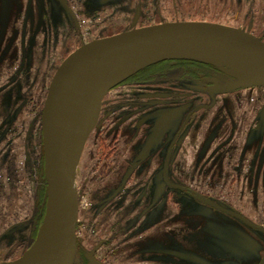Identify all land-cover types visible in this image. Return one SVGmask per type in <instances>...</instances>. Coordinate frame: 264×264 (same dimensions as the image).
<instances>
[{
  "label": "rangeland",
  "instance_id": "1",
  "mask_svg": "<svg viewBox=\"0 0 264 264\" xmlns=\"http://www.w3.org/2000/svg\"><path fill=\"white\" fill-rule=\"evenodd\" d=\"M79 1L83 3L81 14L97 11L100 21L91 30V36L89 29L83 28L78 39L72 28L74 13L60 0H1L0 28L7 39L5 43L0 39V59L6 55L7 68L0 75V261L18 258L34 241L42 224L46 191L41 131L43 103L56 68L85 39L111 36L152 24L193 20L239 27L264 40V0ZM132 15L134 21L131 22ZM21 24L22 44L18 49L17 44L14 46L15 30L19 31ZM23 32L28 36L24 37ZM2 44L6 45L5 52ZM15 57L19 61L17 70ZM169 61L172 62L162 65V89L175 95L163 97L162 108L157 111L172 107L176 101L188 102L189 106L202 100L206 102L199 89L192 87L197 82L203 90V80L192 78L187 71L194 66L184 63L198 61ZM176 61L184 62L173 63ZM152 65L148 67H156ZM148 67L134 71L122 82ZM222 72L226 75H216L207 88L216 96L230 91L227 94L232 99L220 96L217 108L226 103L234 109L237 112L236 133L242 132L241 126L246 125L247 132L249 129L248 133L254 138L255 120L250 112L259 98L263 113L259 112L258 116H261L264 132V87L229 89L233 76L230 72ZM144 86V83L139 85L137 91H145ZM143 102L140 101L141 107L147 105ZM197 118L202 123L190 125L180 151L177 150L182 153L181 171L173 169L177 164L176 156L172 164L170 158L167 161L168 167L170 164L172 167L166 172L168 180L197 185L207 195L225 199V202L216 203L217 206L241 213L264 227L263 182L261 185L259 181L249 180V184L257 188L251 190L240 188L238 180L232 184L228 182L225 187L220 182L210 183L212 179L203 176L210 175L208 150L213 133L217 126L228 128L231 115L228 121H223L217 111L210 115L208 112L197 114ZM181 119L178 116L164 126L155 121L153 127L156 129L145 131H149L151 139L148 144L141 132L134 131V149L143 153L159 149L150 165L143 163L133 171V175L142 173L149 178L144 188L138 184L132 186L133 177L126 169L120 176L121 183H113V179L119 177L114 169L116 161L114 157L107 158L98 147L95 125L76 168L79 218L73 264H257L264 255V234L212 205L197 201L188 192L164 183L160 165L166 136H171L170 128L178 126ZM222 137L218 140L220 145H223ZM127 149L123 139L118 150L127 154ZM103 163L107 165L106 170ZM198 171H202L199 184L190 178ZM224 178L227 180V176ZM39 213H42L41 220L32 234L34 218ZM244 233L249 238L242 236ZM100 240L103 246L91 256L89 250Z\"/></svg>",
  "mask_w": 264,
  "mask_h": 264
},
{
  "label": "water",
  "instance_id": "2",
  "mask_svg": "<svg viewBox=\"0 0 264 264\" xmlns=\"http://www.w3.org/2000/svg\"><path fill=\"white\" fill-rule=\"evenodd\" d=\"M109 47L114 52L88 89L78 100L65 98L63 91L74 67ZM209 57L239 68L224 70L233 76L229 89L264 86V41L239 27L215 22L187 20L131 28L92 39L65 57L50 80L41 114L46 181L42 225L34 241L18 258L0 264H72L78 213L76 166L97 122L103 96L131 73L148 65L176 59L212 64L204 60ZM166 116L167 113L163 118ZM43 227L46 233L41 237ZM258 264H264V256Z\"/></svg>",
  "mask_w": 264,
  "mask_h": 264
},
{
  "label": "flooded vegetation",
  "instance_id": "3",
  "mask_svg": "<svg viewBox=\"0 0 264 264\" xmlns=\"http://www.w3.org/2000/svg\"><path fill=\"white\" fill-rule=\"evenodd\" d=\"M60 1L63 3L65 7L69 8L74 13V23L72 24V28H74L75 34H77L76 37L78 38V35L81 37V30L83 28L89 29L91 36V30L94 29V25L96 23L99 24L100 21L99 20L100 15L96 13L97 11H93L90 14H81L83 10L82 9L83 3L80 2L79 0H60ZM0 5H1V0H0ZM130 19L131 22L134 21L133 15L132 17H130ZM129 20H127V22ZM20 26L21 27L19 31L15 30L16 36H15L14 46H16L17 44L18 49L21 48V44H22V40H21L22 24ZM1 29L2 28H0V31ZM71 30H68V32ZM1 32L2 33L0 35V39L2 40V42L5 43V40L7 38L3 34V31ZM23 36L24 37L28 36V33L23 32ZM89 40L91 39L88 40L85 39V41H89ZM2 46L5 52L6 45L2 44ZM0 61H1L0 62V75H1L5 73L7 68L6 55L5 57L1 58ZM14 61L17 70V68H19V66L17 67V63H19V61H17L16 57ZM169 62L172 61L165 60L154 63L153 65L151 64L152 66L156 65V67L154 68H149L148 65L147 66L148 68L140 70V72L133 75L131 78L127 79V81L117 84L116 86L109 89L101 100L98 118L95 124L98 127L97 143H98V147H100L101 151L104 152L107 158L114 157L113 159L114 161H116V165L114 169L115 172H117V176L119 177H115L113 179V183L115 185L121 183V180H123V178L120 176L123 175L122 172L124 171V169H126L129 172V176L131 175L133 177L132 183L134 184H132V186L138 184L137 185L138 187L139 185H142L143 188L145 187V183H148L149 178L142 173L141 175L138 173L133 175L134 173L133 171L135 168H137L143 163L150 165L152 157L155 156L156 152L159 149L158 150L154 149L146 153L134 149L133 145L136 138L134 137L133 133L135 130L139 133L141 132L142 137L144 138L145 142L148 144L151 139L148 136L149 131L148 133L145 131H147V129L149 130L150 128L151 130L156 129L155 127H153L155 125V121L161 123L162 126H164L171 119L173 120L174 118L179 116L182 117L181 123L176 127L174 126L170 128V131H173L171 136L168 137L165 135L167 137V142L163 148L161 165H160L164 183L170 188L188 192L189 194H191V196H194L197 201H200L201 203L206 204L208 206L210 205L213 206V204L216 205V203L219 202L220 203L225 202L224 201L225 199L223 200V198L219 197L217 199L214 196L207 195V193L204 192V190H201V188L198 187L197 185H193V184L191 185L187 182H184V184L171 182L170 180H168L166 175L168 168L169 169L172 168L171 164L173 163L172 158H174V156H176L175 159H177V164L176 166H174L175 168L173 169H176L175 172L181 171L182 153L179 152L180 151L179 148L181 147V145H183L184 136L187 134L186 131H189L188 129L191 128L190 125H200L202 123V120L197 118V114L208 112V114L210 115L211 112L217 111L218 114H220L221 119L223 121H225V119L228 121L229 115H231V119H230L231 123L228 125V128L224 126L222 127L216 125L217 126L216 132L213 133L214 137L210 141L209 150H208V164H209L208 171L210 175L203 174V176L205 175V177L206 176L207 178L209 177L210 180L212 179L210 183L220 182L225 187L229 185L228 182L232 184L233 181L238 180L239 181L238 184L240 188H251V190L252 188H255L257 190V188L253 184L251 183L249 184L248 181L254 179L256 182L259 181L261 185L262 182L264 183V132H263L261 116H258L260 113L261 114L263 113L260 108V105L262 104L259 102L260 99L258 98V100L255 101V106L252 105V108H254V110L250 112L255 120L253 124L256 131L255 137L252 138V134L248 133L249 129L247 132L246 125L245 127L241 126L242 132L236 133L235 122L237 119L236 118L237 112L234 111V109H230L228 105H225L226 103L221 105L220 108L219 107L217 108V102L221 98L220 96H223V98L226 99L227 98L232 99L231 95L227 94L230 91L229 90L224 91L221 93L222 95L217 94L216 96L211 92V88L210 89L207 88L211 85L212 83L211 81L214 80V77L216 75H226V74L222 72V70H219L214 66L212 67V69L198 70L197 68L198 66L193 65L194 66L193 69H189L187 72L188 74L193 76L192 78H196V79L200 78L201 80H203V82L202 81L200 82H202L203 84L202 88L204 91L199 88L200 85L196 84L197 82L195 83V86L194 84H192V87L197 90L199 89L198 92L202 94L203 98L206 99V102L202 100L200 102L193 104L192 106H189L190 104L188 102L176 101L175 104L172 105V107H169L164 111H162L161 109L158 112L157 109L159 110L160 108H162V98L163 97L170 98L175 95L174 92H166L162 89V83L164 82L162 81V71H161L162 65H164V63H169ZM181 62L184 61H176L173 63L179 64ZM184 63L190 66L188 62H184ZM227 78L230 77L227 76ZM142 83L145 84L144 86L145 91L140 93L137 91V88ZM136 84L138 85L136 86ZM121 87L122 89H120ZM116 88L120 90L117 91L115 90ZM180 96L181 94L179 95V97ZM140 101H144L143 103H147V105L141 107ZM258 103L259 105H257ZM166 113L167 116L163 118V115ZM221 119L219 121H221ZM197 129L198 127H196V130L194 132H196ZM91 132L89 133V135L91 134ZM221 137L223 138L222 140L223 145L218 144V140ZM123 139L124 141L126 140V144L128 145L127 154L118 150V146H120V142ZM177 150L179 151L177 152ZM101 151L99 152L101 153ZM169 158H170L169 162L171 163L170 167H168L167 164ZM106 167L107 165H104L103 163L104 170H106ZM201 173L202 171L200 172L198 171L196 172V175L193 176V178L191 176L190 178L195 179L197 184H199L200 183L199 181L202 177L200 176ZM179 174L182 176V172H179ZM224 176L225 177L227 176V180L226 178H224ZM117 180H119L120 182L117 183ZM184 180H187V178H185ZM247 185H253V186H247ZM213 187L214 185L211 184V188ZM228 195L229 194H227V196ZM213 208L238 218L249 227L264 234V227H262V225L251 221L241 213L233 212L235 214H238L240 216L239 217L233 214L232 212L225 210L224 208L221 207L216 208L214 206ZM242 236H244L245 238L247 236L249 238V236L245 233L244 235L242 234ZM98 243H100V245L97 247L96 251L94 252V255L98 251V249H100V247L103 246V241L100 240L96 244ZM95 245L93 246V248L95 247Z\"/></svg>",
  "mask_w": 264,
  "mask_h": 264
},
{
  "label": "bare ground",
  "instance_id": "4",
  "mask_svg": "<svg viewBox=\"0 0 264 264\" xmlns=\"http://www.w3.org/2000/svg\"><path fill=\"white\" fill-rule=\"evenodd\" d=\"M85 42H88V41H85ZM113 52H114V48H111V47L105 48V49L99 51L98 53L83 59L80 63H78L74 67V69L72 70V72H71V74L67 80L66 86H65L64 91H63L64 97L67 99L78 100L81 97V95L88 89V87L91 85V83L94 81V79L97 77V75L99 74V72L101 71V69L103 68L105 63L108 61L109 57L111 56V54ZM204 60H210L211 62H213L212 64L211 63H209V64L213 65L215 68H218L219 70H223V71L224 70H230V69L239 70L238 67L231 65L228 62H226L225 60H222L220 58L209 57V58H206ZM132 70H134V69H131L130 71H132ZM251 87L256 88V87H264V86H251ZM245 88H249V87H245ZM76 168H77V166H76ZM75 176H76V173H75ZM74 185H75V178H74ZM76 191H77V189H76ZM77 199H78V193H77ZM78 216H79V199H78L77 222H78V218H79ZM41 225L39 228H41ZM76 225H77V223H76ZM40 231H41L40 234L42 237L46 233L45 227L40 229ZM76 245H77V242H76ZM92 249H93V247L91 248V250ZM91 250H89V253L91 252ZM76 251H77V246H76ZM76 251H75V257H76ZM94 252L92 254L90 253V255L93 256ZM73 263H74V261H73Z\"/></svg>",
  "mask_w": 264,
  "mask_h": 264
},
{
  "label": "trees",
  "instance_id": "5",
  "mask_svg": "<svg viewBox=\"0 0 264 264\" xmlns=\"http://www.w3.org/2000/svg\"><path fill=\"white\" fill-rule=\"evenodd\" d=\"M163 63V62H162ZM190 63L191 65H195V66H198V67H201V68H204V69H212L213 65L211 64H205V63H200V62H188ZM165 64V63H164ZM214 69V68H213ZM42 216V213L40 215V213L37 215V217L34 218V222H35V226H34V229H33V232L32 234H34V231H35V227L36 225L38 224V222H40L41 220V217Z\"/></svg>",
  "mask_w": 264,
  "mask_h": 264
}]
</instances>
